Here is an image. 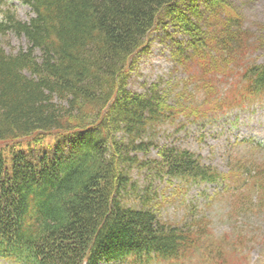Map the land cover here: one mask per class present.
I'll return each instance as SVG.
<instances>
[{
	"label": "trees",
	"instance_id": "1",
	"mask_svg": "<svg viewBox=\"0 0 264 264\" xmlns=\"http://www.w3.org/2000/svg\"><path fill=\"white\" fill-rule=\"evenodd\" d=\"M22 1L35 14L29 21L7 12L0 22V34L30 44L8 52L0 38V257L151 264L193 252L208 232L164 220L148 206V192L139 207L128 205L137 188L130 173L138 166L192 183H216L227 173L189 149L155 144L158 127L188 106L157 84L131 90L130 70L159 30L204 94L200 104L213 107L188 113L260 99L264 61L248 65L253 35L235 0ZM254 43L264 46V38ZM230 78L244 83L228 86ZM256 177L264 189L262 173ZM220 244L214 256L223 260Z\"/></svg>",
	"mask_w": 264,
	"mask_h": 264
},
{
	"label": "rangeland",
	"instance_id": "2",
	"mask_svg": "<svg viewBox=\"0 0 264 264\" xmlns=\"http://www.w3.org/2000/svg\"><path fill=\"white\" fill-rule=\"evenodd\" d=\"M235 2L243 25L250 28L253 35V45L250 43L247 54L248 65L261 63L264 46L255 48L254 42L264 38V0ZM3 9L0 21L6 20L7 12L23 21L35 15L21 0H8ZM0 38L8 52L17 53L30 45L26 37L14 32L1 33ZM147 40L146 49L137 55L130 70L129 88L145 92L157 84L170 94L173 102L181 100L188 106L187 116L183 113L181 118L158 127L155 144L189 149L205 164L227 173L226 179L216 183H192L181 178L170 180L156 175L154 170L134 166L130 176L137 188L131 195L127 194L128 205L139 207L143 194L148 192L153 198L148 206L164 220L176 225H193L208 232L202 248L173 261L156 258L152 264H264V189L251 187L252 176L264 171V95L242 107L209 109L201 115L188 113L196 106L203 111L213 107L200 104L204 94L188 78V71L173 59L170 39L159 30H153ZM229 82L228 86L237 83L231 78ZM149 155L158 157L157 148H152ZM258 179L262 182L261 177ZM220 243L227 250L221 253L223 260L214 256H220L215 253ZM209 250H212L210 256ZM242 253H246L245 258ZM0 264L16 263L0 260ZM121 264L135 263L129 260Z\"/></svg>",
	"mask_w": 264,
	"mask_h": 264
}]
</instances>
